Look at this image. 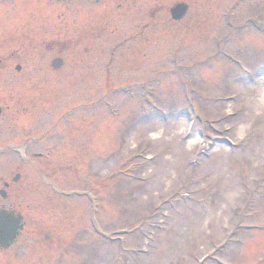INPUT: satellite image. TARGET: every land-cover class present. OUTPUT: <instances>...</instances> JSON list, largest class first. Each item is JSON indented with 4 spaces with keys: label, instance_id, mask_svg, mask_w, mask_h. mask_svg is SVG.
Returning a JSON list of instances; mask_svg holds the SVG:
<instances>
[{
    "label": "rangeland",
    "instance_id": "374dc122",
    "mask_svg": "<svg viewBox=\"0 0 264 264\" xmlns=\"http://www.w3.org/2000/svg\"><path fill=\"white\" fill-rule=\"evenodd\" d=\"M0 63V264H264V0H0Z\"/></svg>",
    "mask_w": 264,
    "mask_h": 264
},
{
    "label": "flooded vegetation",
    "instance_id": "af4514ba",
    "mask_svg": "<svg viewBox=\"0 0 264 264\" xmlns=\"http://www.w3.org/2000/svg\"><path fill=\"white\" fill-rule=\"evenodd\" d=\"M97 1H99V0H97ZM74 21L76 23V20H74ZM77 41H78V38L75 37V42H77ZM56 59H61L63 61V59L59 58V57ZM52 63H53V61H52ZM52 63H51V67L54 71H61L64 68L63 67L64 61L62 63V67L59 69L53 68ZM15 69L17 72H20L22 68L20 65H17L15 67ZM0 70L5 71V73L8 75V71L10 73L12 71V66H10L8 64L0 63ZM10 78L11 77L6 78V80H5L2 77L1 81L7 82L10 80ZM101 101H104V100L102 99ZM0 109H1V114H0V118H1V116L3 115V112H4V106L0 105ZM43 137L45 138V137H47V135L45 134ZM43 137L31 138L30 136H28L26 138V141L20 147H15L14 145L7 144L6 149L0 150V153H6L7 150L18 153L21 157L22 162L24 163L22 173L17 172L14 175L11 174L12 176H10V175L6 176V174L0 175V212L4 211V212L12 214L16 217H19L21 219L22 228L18 231L16 240L18 239V237L22 233L23 226H24V215L22 213H20V211H18V210H19V208H24V207L28 208L29 203L27 204V202H25V200H24V199H26L25 197L32 196L35 194L36 191H40L39 187L36 190H34V189L38 186L37 182L39 180L38 179L39 176L40 175L42 177L45 176V170L42 167V164L39 163L40 161L44 160L43 155L36 154V153L30 154V152H29V150L31 149V146H33V144L36 147L42 146V143L44 141ZM20 149L23 150V152H24L23 154L21 153L22 151H20ZM34 178H36V181L34 180ZM56 193H61V192L56 190ZM85 196H86V198H88V197L90 198V203L92 204V207H94V209H95L94 201L91 198V194L87 192V193H85ZM92 227H94L95 230L97 231V227L95 224H93ZM102 237H103V239H107V235L104 233L102 234Z\"/></svg>",
    "mask_w": 264,
    "mask_h": 264
},
{
    "label": "water",
    "instance_id": "95a60500",
    "mask_svg": "<svg viewBox=\"0 0 264 264\" xmlns=\"http://www.w3.org/2000/svg\"><path fill=\"white\" fill-rule=\"evenodd\" d=\"M188 6L185 3H177L171 10L170 14L174 21H180L185 17ZM63 61L55 59L52 63L53 68L62 67ZM1 114V109H0ZM21 228L20 218L13 216L7 212H0V247L9 246L16 239L17 233Z\"/></svg>",
    "mask_w": 264,
    "mask_h": 264
},
{
    "label": "bare ground",
    "instance_id": "6f19581e",
    "mask_svg": "<svg viewBox=\"0 0 264 264\" xmlns=\"http://www.w3.org/2000/svg\"><path fill=\"white\" fill-rule=\"evenodd\" d=\"M190 141H192V139L190 138ZM193 141H195V139H193Z\"/></svg>",
    "mask_w": 264,
    "mask_h": 264
}]
</instances>
